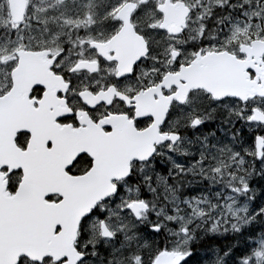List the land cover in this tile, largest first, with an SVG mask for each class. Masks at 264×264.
<instances>
[{"label":"snow or ice","instance_id":"obj_1","mask_svg":"<svg viewBox=\"0 0 264 264\" xmlns=\"http://www.w3.org/2000/svg\"><path fill=\"white\" fill-rule=\"evenodd\" d=\"M0 264H264V0H0Z\"/></svg>","mask_w":264,"mask_h":264}]
</instances>
